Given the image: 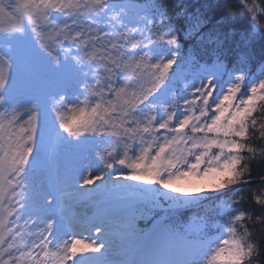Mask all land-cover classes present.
<instances>
[{"label": "snow or ice", "instance_id": "6c2138e0", "mask_svg": "<svg viewBox=\"0 0 264 264\" xmlns=\"http://www.w3.org/2000/svg\"><path fill=\"white\" fill-rule=\"evenodd\" d=\"M257 36L264 0H0V264H264Z\"/></svg>", "mask_w": 264, "mask_h": 264}, {"label": "trees", "instance_id": "16d2710c", "mask_svg": "<svg viewBox=\"0 0 264 264\" xmlns=\"http://www.w3.org/2000/svg\"><path fill=\"white\" fill-rule=\"evenodd\" d=\"M205 0H189V3L193 6V8H198L199 5H201L202 3H204ZM234 2V0H222V3L224 4H232ZM244 25L241 23H237L233 26H229L230 29H234L235 34L233 36H231L229 38V40L227 41L228 47L236 50V42H241V32H243L244 30ZM226 31H228L229 29H225ZM183 47H184V51L187 53H190L192 55H195L201 63H204L205 61H207L209 58L207 55H205L202 47L194 40L192 39H188L185 38L183 41ZM251 48L254 50L255 52V57H254V63L255 65H259L260 62V53L261 50L264 49V38H261L259 36H257L255 38L254 41H252L251 43ZM253 175L254 177H259L261 175H264V165H261L259 167L257 166H253ZM257 180L253 181V184L251 185V188L254 189L257 186ZM249 191V189H244V192L247 193ZM249 210H253V209H249ZM189 215V213H184L182 218H187V216ZM141 226H143V223H141ZM264 227V225H257V233H258V238H260V236L264 235V233H260L259 229Z\"/></svg>", "mask_w": 264, "mask_h": 264}, {"label": "rangeland", "instance_id": "374dc122", "mask_svg": "<svg viewBox=\"0 0 264 264\" xmlns=\"http://www.w3.org/2000/svg\"><path fill=\"white\" fill-rule=\"evenodd\" d=\"M236 47L239 45L241 48L244 47V44H243V41L241 42H236ZM255 57V56H254ZM203 64V63H202ZM258 70V69H257ZM63 161V160H62ZM69 162L68 160L65 162L67 163ZM74 211L78 214V215H83V214H91L94 209L92 207V204L87 200L85 199V202L83 203H80L78 202L74 207H73ZM140 227H144V224L143 226H141L140 224ZM119 243L117 244V247H119ZM118 256L119 258H122V259H127V257L124 255V256H120L119 253H118Z\"/></svg>", "mask_w": 264, "mask_h": 264}]
</instances>
